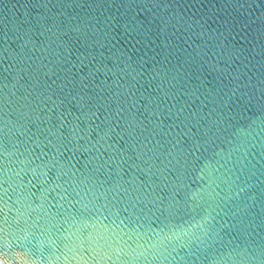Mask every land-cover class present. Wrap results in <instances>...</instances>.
I'll list each match as a JSON object with an SVG mask.
<instances>
[{
	"label": "water",
	"instance_id": "1",
	"mask_svg": "<svg viewBox=\"0 0 264 264\" xmlns=\"http://www.w3.org/2000/svg\"><path fill=\"white\" fill-rule=\"evenodd\" d=\"M0 264H264V0H0Z\"/></svg>",
	"mask_w": 264,
	"mask_h": 264
}]
</instances>
